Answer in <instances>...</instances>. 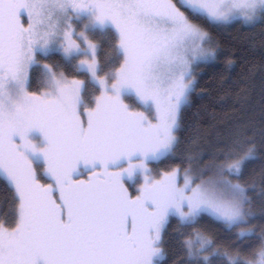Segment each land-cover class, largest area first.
<instances>
[{
	"label": "snow or ice",
	"instance_id": "1",
	"mask_svg": "<svg viewBox=\"0 0 264 264\" xmlns=\"http://www.w3.org/2000/svg\"><path fill=\"white\" fill-rule=\"evenodd\" d=\"M210 63L241 116L201 147ZM0 180V264H162L173 221V264H264V0H0Z\"/></svg>",
	"mask_w": 264,
	"mask_h": 264
},
{
	"label": "trees",
	"instance_id": "2",
	"mask_svg": "<svg viewBox=\"0 0 264 264\" xmlns=\"http://www.w3.org/2000/svg\"><path fill=\"white\" fill-rule=\"evenodd\" d=\"M258 31V29H257ZM230 33V34H229ZM222 45L235 49L236 55L241 58V63L236 66L232 72V77H236L241 71V66L245 69L247 64H243L247 60L249 64L259 62L260 53H251L246 50V37L244 33L232 28L227 33L220 34ZM223 72L222 64L202 65L197 70V80L199 88L207 89L208 91L200 96H196L192 106L184 112L182 124L185 128L189 125L195 129V132L184 131L181 133L182 140L198 136L201 147L207 146L209 142H215L220 134H222L228 125L241 116L239 112H232V101L230 99L221 101L220 96L228 90V83L221 84L220 75ZM257 93L259 90V76L256 78ZM258 99V95L255 96ZM183 147V145H182ZM260 171L259 162L253 164L249 168V173L254 175L259 184L258 173ZM254 200V205L257 209L264 202V193L257 187L256 191L251 193ZM8 193L4 190L3 181L0 180V212L7 210ZM211 223V221H209ZM257 224L259 221L256 222ZM175 221H173L166 233L164 234V248L166 257L162 264H173V259L176 253V243L173 229Z\"/></svg>",
	"mask_w": 264,
	"mask_h": 264
},
{
	"label": "rangeland",
	"instance_id": "3",
	"mask_svg": "<svg viewBox=\"0 0 264 264\" xmlns=\"http://www.w3.org/2000/svg\"><path fill=\"white\" fill-rule=\"evenodd\" d=\"M198 73L196 72V75H197Z\"/></svg>",
	"mask_w": 264,
	"mask_h": 264
}]
</instances>
